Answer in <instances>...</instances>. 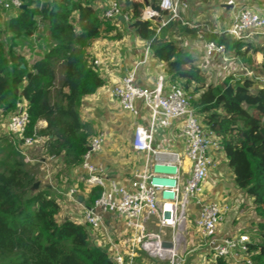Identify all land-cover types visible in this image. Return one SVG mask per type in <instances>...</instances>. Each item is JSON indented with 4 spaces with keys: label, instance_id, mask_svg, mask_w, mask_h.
Returning <instances> with one entry per match:
<instances>
[{
    "label": "trees",
    "instance_id": "16d2710c",
    "mask_svg": "<svg viewBox=\"0 0 264 264\" xmlns=\"http://www.w3.org/2000/svg\"><path fill=\"white\" fill-rule=\"evenodd\" d=\"M23 2L25 9L17 10L8 21L11 41L34 37L43 27L52 47L30 65L16 52L14 43L8 50L0 43V110L4 118H10L23 106L29 114L25 136L52 137L45 148L46 157H62L65 167L73 169L81 166L93 134L81 121L82 101L105 85L91 65L87 47L104 34L115 33L112 24L119 21L104 19L95 2L87 0ZM144 2H129V28L149 45L152 56L166 65L171 83L190 96L206 134L225 157L234 186L251 201L257 225L249 252L254 264H264V89L252 78L229 77L221 86L200 93L205 78L197 58L163 34L164 28L159 29V21L167 14L161 11L158 0H147L159 14L158 23L142 19ZM189 31L196 34L194 29ZM205 40L217 42L227 57L264 76V61L257 66L254 59L257 52L264 55V50L225 32L206 34ZM57 66L63 70L60 89H56ZM40 121L47 126L38 131ZM15 144L11 134L0 136V264H116L106 248L92 244L85 225L58 218L60 204L55 190L41 181L43 163L40 159L35 164L26 163L17 148L21 142ZM37 183L40 185L35 189ZM101 193V188H91L85 207L90 208ZM137 258L138 264L144 260L164 263L141 251L135 264ZM215 264L229 262L215 258Z\"/></svg>",
    "mask_w": 264,
    "mask_h": 264
},
{
    "label": "built area",
    "instance_id": "2783aa9c",
    "mask_svg": "<svg viewBox=\"0 0 264 264\" xmlns=\"http://www.w3.org/2000/svg\"><path fill=\"white\" fill-rule=\"evenodd\" d=\"M232 3L230 1L229 5ZM22 6V0H0V9L6 12L19 10ZM107 6L102 15L104 19L119 20L123 17L128 21L117 1H110ZM160 9L167 14L159 21L160 24L157 21L159 14L150 7L144 11L142 19L153 24L158 23L159 29L169 27L174 22L189 26L181 16V12L188 9L185 0H160ZM189 27L196 30L199 40H205L207 29L204 24H192ZM263 27L264 16L252 8L242 7L234 14L232 25L225 33L236 40L246 42ZM204 44L206 57L221 56L223 62L232 60L226 56L225 48L217 42L205 40ZM240 64L242 66V63ZM244 70L248 78H252L264 89V76H258L246 68ZM112 93L121 108L127 112L138 114L135 106L137 101L143 102L150 111L149 127L138 126L135 129L133 150L146 155V167L143 172L134 175L130 189L116 181L106 183L102 168L94 163L95 156L103 151L104 135L100 134L91 139L81 163L85 184L89 188L102 189L100 197L90 208H81L84 225L89 230H102L105 216L114 214L123 218L126 229L132 235L130 246L126 247L124 252L109 239L116 264H135L138 251L156 262L183 264L185 259L179 254V250L185 239L183 234L192 205L198 208L195 220L198 237L214 258H224L229 264H254L249 252L252 240L247 234H218L219 226L231 211V207L206 201L204 198V186L213 163L211 154L219 151V147L217 142L206 134L191 107L190 96L177 85L165 90L163 78L158 80L153 89L140 87L135 82V74L122 78ZM176 120L181 121L178 138L184 142L183 152L185 159L190 163L189 170L181 155L156 153L154 149L157 129L171 127ZM28 123L29 114L20 106L9 118L8 132L12 135L14 144L21 142L17 148L24 161L33 163L28 158L27 150L34 145L36 139L25 136ZM78 196L77 190L72 189L68 199L79 205ZM153 220L157 222L158 233L148 231V225ZM164 232L170 234L171 239L165 238ZM164 243H171L172 247L164 248Z\"/></svg>",
    "mask_w": 264,
    "mask_h": 264
},
{
    "label": "crops",
    "instance_id": "0c3cea01",
    "mask_svg": "<svg viewBox=\"0 0 264 264\" xmlns=\"http://www.w3.org/2000/svg\"><path fill=\"white\" fill-rule=\"evenodd\" d=\"M185 1L188 4V9L181 12L182 18L189 23V26L192 24H204L207 29L206 34L214 36H218L221 32H225L231 27L233 16L239 8L249 7L264 16V0ZM230 1L233 2V5H229ZM145 9H147L146 5ZM118 21V24L114 21L112 24L116 29L115 33L104 34L87 47V52L91 59V65L94 67L97 74L105 81V85L94 95L83 99L80 109V117L81 121L84 124H87L92 130L93 134L91 139L100 134L104 135L105 143L103 151L95 156L94 163L102 168L105 182L109 183L111 181H116L123 187L130 189V184L134 175L143 172L146 167V155L137 153L133 150L135 129L138 126L149 127L150 111L141 101L135 103L138 114L134 115L123 110L112 93L113 88L120 83L122 78L129 74H135V82L138 86L148 89L155 88L160 78H163L164 80L165 90H168L175 84L171 83L169 79L170 77L166 65L152 56L149 45L135 35V33L129 28L128 21ZM189 26L183 25L181 22H174L169 27L163 29V34L180 44L182 47L189 49L193 56L197 58L200 67L207 68L212 64L210 67L211 69H209V72L212 74H214L216 69H222V67L225 66V63L231 67L230 70H237L240 67L244 70L245 66L242 61L238 59L230 58L232 59L231 61L223 62L221 56H215L213 58L206 57L204 41L199 40L196 34H191L189 30H192V28ZM114 36L118 37L114 38ZM22 39H26L25 42L31 43L36 38L23 36L19 40ZM39 42H36L37 57L32 58L21 51H17L26 57V60L30 65H32L35 60L42 58L52 47L48 40L45 42ZM248 44H252L257 50H264V27L258 30L255 35L248 40ZM201 53L203 56H201ZM254 59L257 66L261 65L264 61L263 53L261 51L257 52ZM201 60H205V63L201 64ZM240 63H242V66ZM214 65L216 68H214ZM59 70L60 69L57 70L56 89H60L63 80V70L61 72H59ZM245 78H248L246 74ZM245 78H238L237 80ZM8 122L9 118H4L0 110V136L8 135ZM46 126L47 124L45 122L40 121L37 126L38 131L45 129ZM180 126L181 121L176 120L172 123L171 127L157 129L154 144L156 153L178 155L183 153L184 142L178 138ZM51 138L52 137L47 138L44 136H38L34 145L30 147L27 152L32 151V153H37L41 156L40 160L43 163L41 169L44 172L42 183L48 184L55 190L60 204L58 218L61 220L71 219L84 225L81 208L83 206L85 207L83 203L91 188H89L84 182L85 174L81 166L68 169L63 164L62 157H46L45 148ZM216 153L217 155L215 156ZM213 154L214 157H222L225 162V157L221 151L214 152ZM28 158L31 162L37 163L35 159L30 158L29 156ZM187 170H189L188 167ZM68 187L70 190L66 192L65 190ZM72 189L77 190V195H79V205L74 204L68 199V194ZM204 189V198L206 201L221 203L222 201L227 200V198L223 197L221 194V191H224L221 184L218 186H211L209 184L206 185L205 183ZM209 192H213L214 194L209 195ZM81 197H83L82 200L80 199ZM236 212L235 208H232L225 217L224 222L227 221L229 215L232 216ZM189 216H194L195 227V220L198 216V208L196 206L192 205L190 207ZM253 216L256 220L255 215ZM231 220L233 230L227 233L226 230L223 231L222 226L220 225L218 229L219 236L240 234L239 232L241 230H234V228L239 225L235 222L236 216H233ZM186 229L188 230V224ZM252 229H255V227ZM90 231L92 230L90 229ZM92 233L94 234L95 232L93 231ZM98 233L102 234V237L95 236L96 233L93 235L90 232L92 244L103 249L106 248L113 259L114 250L110 245L109 239L114 245L120 247L122 252L126 250V247L130 246L132 235L126 229L125 222L120 216L114 214L106 215L104 227L101 231H98ZM138 260L139 259L137 258L136 264H138ZM208 260L211 264H215V259L211 260L209 257ZM206 263L202 262V264ZM197 264H201V257L197 259Z\"/></svg>",
    "mask_w": 264,
    "mask_h": 264
},
{
    "label": "rangeland",
    "instance_id": "374dc122",
    "mask_svg": "<svg viewBox=\"0 0 264 264\" xmlns=\"http://www.w3.org/2000/svg\"><path fill=\"white\" fill-rule=\"evenodd\" d=\"M22 1H25V0H22ZM110 1H113V0H98L94 3V6L99 11L100 16L104 12V10L107 9V7H108L107 4ZM115 1H117L119 3V5L121 7L122 14L126 15L128 17V20L131 18V14L129 13L130 12L129 2H132V4L142 2V0H115ZM16 12H17V10H12V11L6 12V11L0 9V43L3 45L4 50H8L9 47L11 46V44L14 43L16 46V52L21 51V52L31 56L32 58L37 57L38 53H37V49H36L37 48L36 42L37 41L38 42L39 41L45 42L47 40L46 33H45L43 27H41L39 29L38 33L34 36L36 39L33 40L31 43L25 42L26 39H22V40H19L16 42L11 41L12 40V33L9 32V30L7 29L8 28L7 26H8V21L10 20V18L12 16H14L16 14ZM201 56H203L202 53H201ZM208 61H210V60H208ZM202 63L204 64L205 60H201V64ZM224 65L225 66L222 67V69H216L214 71V74L209 72L210 71L209 69H211L210 67L212 66V64H210L209 66L206 65V66H208L207 68L202 67L204 78H205V85H203L200 88V91H199L200 93L206 92L208 88H211V87L217 88V87L221 86L226 78L232 77L236 80L238 78H245V72L241 67L238 68L237 70H230L231 67H229L227 65V63H225ZM57 68L60 69V67H58V66H57ZM214 68H216L215 65H214ZM59 72H61V69L59 70ZM200 93H198V94H200ZM27 155L30 158L35 159L36 162H38V160L41 158V156L39 154L32 153V151L27 152ZM216 155H217V153L215 154V156ZM213 157H214V154H211V159H213ZM181 158H182V161L185 164V166L189 168L190 163L185 159L184 152L181 154ZM32 164H35V163H32ZM41 171H42V169H41ZM43 174H44V172H43ZM186 176H187V174H186ZM41 181H42V179H41ZM207 184H209L211 186H218L221 184L222 188L224 189L223 192L221 191V194L223 195V197L227 198V200L222 201L221 203H223V204L226 203L225 205H229L231 207V210H232V208L233 209L235 208V210L237 211L236 213H234V215H232V216L229 215L227 217V221H225L224 223L221 224L223 231L226 230V232L229 233L233 230V227L231 224L232 223L231 219L233 216H236L235 222L238 223L239 225L236 226L234 228V230H236V231L241 230L239 233L240 234L241 233L247 234L251 240L256 239V237L254 236L255 233L252 232L253 230H256V225H257L256 220L254 219V216H253L254 215V207L252 206L251 201L249 199H247L246 195L242 191H240L236 187H234L232 172L228 168L226 161L225 162L223 161L222 157L221 158L220 157H214L213 163L211 166V170L209 172V176H208V179L206 182V185ZM69 190H70V188L68 187V188H66L65 191L68 192ZM204 191H205V189H204ZM213 194H214L213 192H209V195H213ZM229 219L231 220V222ZM252 222H254V223H252ZM253 227H255V229H252ZM93 231L96 233L95 236H98V237L101 236L102 237V234L98 233V231H101V230H97V231L92 230V231H90L91 234H93L92 233ZM148 231L152 232V233H158L159 232L156 220H153L149 223ZM196 232L198 233L197 228L194 227V216H192V217L189 216V218H188V230L185 229V233L183 234V237L185 239L181 243V247L179 250V254L182 257H184V259H185L183 264H197V259H199V257H201V264H202V262H204V263L208 262L206 264H211L209 262L208 258L210 257L211 260H214L215 258L212 254H210L207 251L206 247L204 246V243L202 242V240L199 239ZM164 237L167 239H171L170 234H168L167 232H164ZM140 264H153V262H149L148 260H144V261H141ZM161 264H168V263L164 262Z\"/></svg>",
    "mask_w": 264,
    "mask_h": 264
},
{
    "label": "water",
    "instance_id": "95a60500",
    "mask_svg": "<svg viewBox=\"0 0 264 264\" xmlns=\"http://www.w3.org/2000/svg\"><path fill=\"white\" fill-rule=\"evenodd\" d=\"M145 5H146L147 7L149 6L147 0H145ZM21 9H25V6H22ZM119 20H120L121 22H123L124 18H123V17H120ZM124 21H125V20H124ZM21 68H22V69H25L24 66H21ZM39 185H40V183H37V184L35 185V189H38ZM80 199L82 200L83 197H81ZM163 247H164V248H171L172 245H171V243H164V244H163Z\"/></svg>",
    "mask_w": 264,
    "mask_h": 264
},
{
    "label": "clouds",
    "instance_id": "9594fccd",
    "mask_svg": "<svg viewBox=\"0 0 264 264\" xmlns=\"http://www.w3.org/2000/svg\"><path fill=\"white\" fill-rule=\"evenodd\" d=\"M159 2H160V0H159ZM147 8H149V6L147 7ZM146 10V9H145ZM144 13V12H143ZM143 15V14H142Z\"/></svg>",
    "mask_w": 264,
    "mask_h": 264
}]
</instances>
